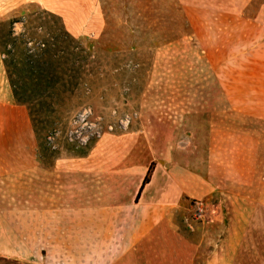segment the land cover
<instances>
[{
  "label": "rangeland",
  "instance_id": "1",
  "mask_svg": "<svg viewBox=\"0 0 264 264\" xmlns=\"http://www.w3.org/2000/svg\"><path fill=\"white\" fill-rule=\"evenodd\" d=\"M0 38V264H247L231 244L264 229V0H0ZM55 40L40 161L3 60ZM174 176L218 195L174 199Z\"/></svg>",
  "mask_w": 264,
  "mask_h": 264
},
{
  "label": "trees",
  "instance_id": "2",
  "mask_svg": "<svg viewBox=\"0 0 264 264\" xmlns=\"http://www.w3.org/2000/svg\"><path fill=\"white\" fill-rule=\"evenodd\" d=\"M63 33L69 37L64 29ZM69 39L74 46L78 44L73 38L69 37ZM57 40H55L56 42L53 45L54 50L49 49L43 43L40 51H38L39 53H37L36 56L24 59L23 64L20 63V66L19 63H16L14 60L9 61L7 58L3 60V65L5 67L4 70L10 85L9 88L13 100L16 106L25 107L28 114L30 120L29 124L36 141V159H40V161H44L51 157V149L48 144L52 134L51 124L54 119H57V108L62 104L60 88L66 89V84L61 79L59 73L62 71V62L57 56V53L59 52V43ZM4 47L5 46L0 38V53L2 55L5 51ZM77 56L80 61H76L77 63L75 62L76 65L74 66L73 73L76 77L70 81L69 85H71V87L76 84L82 60L80 55ZM11 124H15L13 119ZM12 128V133L16 134V129H14V127ZM10 135L6 134L7 140ZM2 140H0V153L5 156L6 163L9 162L11 164L14 162L15 151L9 150L7 142L4 145H1ZM152 170L153 164L151 163L141 180L139 190L134 197L135 203H137L144 185L149 183Z\"/></svg>",
  "mask_w": 264,
  "mask_h": 264
},
{
  "label": "crops",
  "instance_id": "3",
  "mask_svg": "<svg viewBox=\"0 0 264 264\" xmlns=\"http://www.w3.org/2000/svg\"><path fill=\"white\" fill-rule=\"evenodd\" d=\"M143 177H144V175L138 181V184L136 186L135 196L139 190L141 180L143 179ZM150 179H151V177H150ZM170 184H171L170 185L171 186L170 187L171 188L170 194H171V197H173L174 199H177V197L182 198L184 196L194 197V198L199 197L200 198L202 196L204 197V196H206L208 194H212V193H216L218 195V191L216 188L217 185H215V187H214V185H211L207 182L206 183L202 182V179L200 180L199 178L184 179V178H179L178 176H174V177H171ZM147 185H144V187ZM248 231H249V229H248ZM249 234L250 233L243 235L240 243L238 242L239 240H236L235 241L236 243H234L232 240V244H231V250L233 251L232 253L234 254L235 252L237 253L238 251L242 252V250L244 252V247H246L247 252L249 250L251 251L253 249V251H254L253 253H248L249 258L247 259V264H264V255H263L264 254V229L263 228L256 229L255 235L254 234L251 235L253 238L249 237ZM247 235H248V237H247ZM258 250L263 251V254H262L263 259H261L260 261L258 259H255L256 260V262H255V260H253L251 258V256H254L255 258H257L255 253L258 252ZM241 252H240V255H241ZM211 264H217L215 256L213 257V260H211ZM230 264H238V262H237V260L235 261V263L231 261Z\"/></svg>",
  "mask_w": 264,
  "mask_h": 264
},
{
  "label": "built area",
  "instance_id": "4",
  "mask_svg": "<svg viewBox=\"0 0 264 264\" xmlns=\"http://www.w3.org/2000/svg\"><path fill=\"white\" fill-rule=\"evenodd\" d=\"M195 205H196V207H197V211H198V216H197V217H198V219H200V218L202 217L201 212H202V209H203L202 207H203V206H202V204L199 203V202H196Z\"/></svg>",
  "mask_w": 264,
  "mask_h": 264
}]
</instances>
